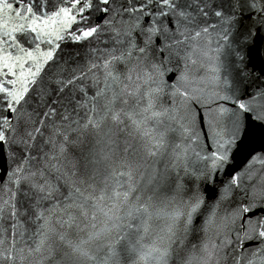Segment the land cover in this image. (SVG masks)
<instances>
[{"label":"snow or ice","instance_id":"snow-or-ice-1","mask_svg":"<svg viewBox=\"0 0 264 264\" xmlns=\"http://www.w3.org/2000/svg\"><path fill=\"white\" fill-rule=\"evenodd\" d=\"M152 3L158 13L152 11ZM3 5L13 8L9 0H3ZM245 5L252 10L249 18L259 14L264 22V0H234L230 7ZM93 7L106 16L109 12L143 14L149 9L148 24L137 33L139 43L129 29H114L115 46L101 50L98 59L69 69L43 91L37 89L31 110L25 107L29 104L25 95L29 85L36 84L42 65H29L25 73V63L37 59L33 52L21 48L23 56H13L0 48L4 53L0 56V147L19 149L14 152L13 186L5 189L0 181V264H120L122 251L136 253V264H169L203 203L199 194L190 200L176 199L184 187L182 175L191 174V155L199 154L188 143L191 110L186 107L190 98L186 86L191 73L172 72L168 66L181 59L186 67L195 65L194 55H207L198 38L209 27L190 26L194 14L207 17L208 4L205 0H143L126 8L118 0H72L71 7L60 9L54 17L32 19L27 29L6 15L0 19L4 36L15 39L13 33H35L41 23L54 25L56 17L63 16L67 23L86 21L85 13L90 15ZM26 11L33 14L31 6ZM156 14L169 26L153 21ZM212 14L239 23V17L233 19L234 13L222 5ZM12 15L20 21L28 19L20 10ZM78 31L74 38L80 40L96 35L98 28L87 25V30ZM251 35L248 29L239 38L246 41ZM52 59L53 52L48 51L44 60ZM178 79L184 91L175 87ZM166 86L173 89L171 95L185 98L183 108L167 106ZM249 96L245 102L238 97L231 108L217 103L209 109L214 127L222 129L226 120L231 124L229 139L220 144L222 150L212 153V169L229 161L227 147L242 131L238 112L246 120L264 122V92ZM218 99V94L208 97L212 103ZM205 178L211 180L212 172ZM238 181L234 176L230 183L238 186ZM246 195L264 199V188ZM241 211L252 213L242 226L264 237V215L251 203ZM242 259L253 264L252 258L239 253L231 256V264ZM222 260L228 264L227 254L221 256L215 245L199 250L189 246L178 254V264H221Z\"/></svg>","mask_w":264,"mask_h":264},{"label":"water","instance_id":"water-1","mask_svg":"<svg viewBox=\"0 0 264 264\" xmlns=\"http://www.w3.org/2000/svg\"><path fill=\"white\" fill-rule=\"evenodd\" d=\"M9 2L13 5L11 10L4 7L3 0H0V17L6 15L9 21L17 24L23 22L26 29L32 19L40 17L47 20L54 17L60 9L71 7L72 4V0H9ZM142 2L143 0H118V3L126 8H133ZM233 2L234 0H205L208 4L207 17L194 14L195 19L190 27L194 30L202 29L204 26L209 27V32L202 33L198 38L207 55L199 58L194 55L192 58L197 61L195 65L188 64L186 67L187 62L181 59L179 63L168 66L172 72L190 71L191 73V82L186 86L190 94L186 107L191 110L188 133L191 139L188 143L194 153L199 154L198 157L195 154L191 155L189 168L191 174L182 175L181 183L184 187L176 199L190 200L193 194H199L203 201L193 214L187 230L182 233L181 250L173 252L169 264H178V254L182 255L183 250L188 249L189 246L193 250H199L204 245L209 247L215 245L220 250L221 256L227 254L228 264H231V256L237 253L242 257L252 258L253 264H264V237H258L255 231L242 226L244 219L252 213L241 211L242 207L251 203L253 209L264 215V199L259 195L255 197L246 195L264 188V122L246 120L244 114L238 112L237 118L241 121L242 131L230 147L226 146L229 161L222 168L211 167L212 153L222 150L220 144L229 139L231 124L226 120L222 129L214 127V122L210 123L212 115L209 109H215L217 103L231 108L238 97L239 102H245L250 98L249 94L264 92V22L259 14L251 15L249 18L252 10L248 9L247 5L243 9L239 7L235 10L231 9L230 5ZM221 5L225 11L234 13L233 19L239 17L238 24L225 22L222 17L212 14ZM28 6L32 7L34 15L27 13ZM257 6L259 7V4ZM100 7L104 6L100 5ZM151 9L158 13L159 9L155 3L151 4ZM16 10H20L22 15L28 16V19L20 21L14 17L12 13ZM90 12V15L88 12L85 13L88 17L86 21L67 23L63 16L56 17L54 25L45 27L40 24V29L45 34L41 35L40 29L35 33L26 30L13 33L15 39L4 36L6 31L2 26L4 20L0 19V48L7 49L13 56H23L21 48L33 52L37 59L25 63L23 69L25 73L29 65L33 67L37 63L42 65L40 73L36 76V84H30L29 91L25 95V99L29 100V104L25 107L29 110L36 103L37 89L43 91L53 79L63 78L68 74L69 69L83 66L89 60L98 59L101 50L115 46L112 44L114 29H129L132 38L139 43L137 33L148 24L149 9H145L143 14L139 11L109 12L107 16L97 11L95 7ZM152 19L163 21L165 27L169 26L168 20L158 14L153 15ZM87 25H95L98 33L90 38L75 39L74 37L80 34L78 29L87 30ZM11 26L10 23L9 27ZM248 29H251L252 35L246 41L240 39V33H247ZM57 35L60 38H57ZM48 51L53 52V59L45 61L44 55ZM3 54L0 53V56ZM16 78L8 77V79ZM175 87H179L181 91L185 90L179 79ZM172 91L173 89L165 87L163 99L167 106L183 108L185 98L171 95ZM217 94L219 99L215 103L208 100V97ZM225 96H231L232 99L226 101L223 99ZM18 151L15 145L0 147V181L4 182L5 189L13 186L14 152ZM206 156L208 159H204ZM209 171L213 176L211 180L205 178ZM234 176L239 177L238 186L230 183ZM225 189L229 191L226 193ZM22 199L20 197L21 201ZM210 219L211 223H209ZM147 239L148 237H145V241ZM121 248L122 245L118 246V249ZM137 260L136 253L121 252L120 264H136ZM221 264H224L223 260ZM240 264H246L245 260L242 259Z\"/></svg>","mask_w":264,"mask_h":264}]
</instances>
